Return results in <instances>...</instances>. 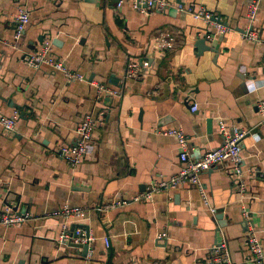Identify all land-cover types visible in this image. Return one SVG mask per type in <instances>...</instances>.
<instances>
[{"label":"crops","instance_id":"crops-1","mask_svg":"<svg viewBox=\"0 0 264 264\" xmlns=\"http://www.w3.org/2000/svg\"><path fill=\"white\" fill-rule=\"evenodd\" d=\"M130 1L0 0V113L19 112L15 134L0 126V217L31 215L17 227L0 225V264H208L223 240L233 264H264L251 258L243 222L245 207L264 251V121L257 107L264 100V0L254 24L257 43L242 35L252 0H169L204 6L234 28L214 37L213 27L189 14L175 8L143 13ZM22 10L30 24L15 45ZM162 37L171 48L157 49ZM206 37L217 52L200 50L198 40ZM40 38L56 40L52 55L87 81L68 82L48 66L29 67L24 57L40 49ZM144 62L142 77L126 78L131 63ZM96 85L121 94L101 105ZM100 110L106 116L92 147L72 169L57 150L74 144L84 116ZM221 125L251 132L241 142L246 193L236 187L228 162L201 175L222 220L189 182L151 201H134L152 181L176 176L182 167L178 140L159 131L182 130L194 160L223 145ZM116 200L127 204L96 210ZM66 204L86 207V218L52 215ZM64 224L88 228V256L60 241ZM163 232L168 238L158 241Z\"/></svg>","mask_w":264,"mask_h":264},{"label":"built area","instance_id":"built-area-1","mask_svg":"<svg viewBox=\"0 0 264 264\" xmlns=\"http://www.w3.org/2000/svg\"><path fill=\"white\" fill-rule=\"evenodd\" d=\"M131 5L134 9L143 13L153 14L156 12H165L170 8H175L178 12L186 13L191 15L195 20L202 21L206 25H209L215 29V35H225L229 32L234 31V28L230 27L228 23H225L218 15L210 12L204 6L193 7L174 5L169 0H131ZM260 0H252L248 11L247 19L250 26L243 32V38L257 43L261 39L259 31L255 28L254 24L257 19ZM121 6V4H119ZM30 24V15L27 11H20L16 17V29L14 35V42L17 45L23 35L26 32L28 25ZM212 36H208L210 38ZM157 49L163 51L167 48L172 47L171 41H166L165 38H161L157 42ZM53 42L52 40H46L42 43L40 49L33 54L26 55L24 60L26 64L36 70L41 69L43 66H48L53 72H61L65 75L68 82L87 81L86 77L77 71L71 70L59 59L52 55ZM148 63L144 62L131 63L128 67L126 78H139L142 77V70L148 67ZM97 89V102L101 105H105V98H113L120 96V90L118 88L109 87L106 85H96ZM258 111L264 121V100L258 103ZM199 109V105L194 102L191 110L196 113ZM106 112L100 110L97 114H86L78 126L76 133L77 138L74 144L66 143L62 144L57 150L58 156L63 159L70 168H78L85 160L88 155L94 137V132L99 125L105 119ZM19 121V112L15 111L11 116H6L0 113V126L9 134L13 135L16 133V128ZM221 131L225 137L223 145L218 148L210 149L204 155L198 159H191L189 154V138L185 135L182 130L167 129L161 130L159 133L165 136L175 137L178 140L180 147V161L182 167L178 175L173 176L169 179H161L160 181H152L148 189L143 195L136 197L134 201H151L154 196L158 193L175 189L179 185L189 182L192 185L198 187L202 199L203 205L210 211L214 216L218 213V209L211 204L210 198L203 187L201 181V175L204 172L211 170L213 167L220 163L228 162L233 167V173L235 178V185L239 188L241 193H246L247 187L244 180V157L242 154L241 142L242 140L251 133L250 131L229 130L226 126L221 125ZM127 202L116 200L109 205H103L98 207L96 210L99 212H106L123 207ZM88 209L80 206H70L69 204L53 213V216H62L67 218H86ZM31 215L28 213H6L0 217V225L4 227H17L30 219ZM243 222L246 227V239L245 245L251 253V258L256 262L264 260V251L262 248V242L258 233L254 229L249 211L244 207L243 209ZM64 231L60 238L62 243H68L69 241H76L78 243L90 244L91 237L85 238V231L82 228L76 229L72 234L69 232L67 224L63 225ZM168 238L167 233L163 232L158 236V241L166 240ZM105 245L107 249L111 247V240L109 237L105 238ZM208 264H233L226 242H222L213 246L211 256Z\"/></svg>","mask_w":264,"mask_h":264},{"label":"water","instance_id":"water-1","mask_svg":"<svg viewBox=\"0 0 264 264\" xmlns=\"http://www.w3.org/2000/svg\"><path fill=\"white\" fill-rule=\"evenodd\" d=\"M43 40L44 39H42V38H40L39 39V41L40 42H43ZM206 43H207V37L206 38H204V39H199L198 40V47L200 48V50L202 51V50H205V49H207V50H212V51H214V52H217L215 49H213V48H211V47H207L206 46ZM53 44L54 45H58V43H57V41L55 40L54 42H53ZM15 108L17 109V110H20L21 111V119H26V117H25V113H24V111H23V109H22V107H20V106H18V105H15ZM210 127H212V121H209V130H210ZM216 218L218 219V220H222L223 219V215L222 214H218L217 216H216ZM76 231V228H72V229H70L69 230V232L70 233H74ZM86 235H85V238L86 239H88L89 237H90V234H89V230H88V228L86 229ZM69 245H71L72 247H74V248H79V249H82V251H83V256H88V254H89V251H90V244H83V243H73V241H69Z\"/></svg>","mask_w":264,"mask_h":264}]
</instances>
